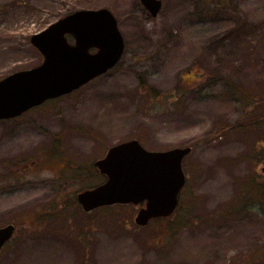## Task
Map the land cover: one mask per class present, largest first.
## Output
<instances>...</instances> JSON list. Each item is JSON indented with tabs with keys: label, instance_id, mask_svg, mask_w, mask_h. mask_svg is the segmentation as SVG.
Wrapping results in <instances>:
<instances>
[{
	"label": "rangeland",
	"instance_id": "1",
	"mask_svg": "<svg viewBox=\"0 0 264 264\" xmlns=\"http://www.w3.org/2000/svg\"><path fill=\"white\" fill-rule=\"evenodd\" d=\"M161 1L151 22L139 0H0V80L41 64L31 37L77 10H111L126 43L108 74L0 121V228L19 229L0 264H264V207L245 198L264 177V0ZM132 139L193 149L171 220L139 228L128 209L71 202L65 232L42 216L101 183L89 167Z\"/></svg>",
	"mask_w": 264,
	"mask_h": 264
},
{
	"label": "water",
	"instance_id": "2",
	"mask_svg": "<svg viewBox=\"0 0 264 264\" xmlns=\"http://www.w3.org/2000/svg\"><path fill=\"white\" fill-rule=\"evenodd\" d=\"M141 2L153 17L162 7L159 0ZM67 35L73 36L75 44L68 43ZM31 44L45 60L40 66L0 80V120L21 116L46 100L82 87L113 68L125 48L118 22L106 8L67 15L33 35ZM92 48L98 52L91 54ZM190 152V148L152 152L138 140L113 146L105 158L95 163L106 182L79 193L78 202L87 212L115 204L145 203L135 218L140 226L168 218L179 204L186 181L182 162ZM14 230L13 225L0 229V250Z\"/></svg>",
	"mask_w": 264,
	"mask_h": 264
},
{
	"label": "trees",
	"instance_id": "3",
	"mask_svg": "<svg viewBox=\"0 0 264 264\" xmlns=\"http://www.w3.org/2000/svg\"><path fill=\"white\" fill-rule=\"evenodd\" d=\"M242 32H243V28L241 26H239L235 32L232 33V36H239V35H242ZM232 68V66H231ZM138 78L140 79V84L142 87H147L146 85V80L144 79V77L141 75V74H137ZM154 91H156L157 94H155L156 97H159L161 96V92H157V90L154 89ZM263 121H264V116H263ZM249 124H252V121H249L248 122ZM248 123H243V125L241 127H245L248 125ZM240 127V128H241ZM239 128V127H238ZM92 176L96 177V178H100L98 173L96 172V170L93 168V167H89V178H91ZM248 181H247V184L248 185L249 183L253 184L254 185V188H255V191H251V190H248L247 193H245V198H246V202H248V204L252 203V202H255L256 200H259V203L258 204H254V207H257L258 205L261 206V207H264L263 204H262V199H263V192H262V189H263V186H264V177H263V184H254L255 181L249 179V178H246ZM72 203H75L76 205H79L76 198H74L73 200L72 199H67L65 200L64 202V208H62L61 210H59L58 214L65 218L66 220H68V218H66L64 215V211H65V208L67 206H71L70 204ZM123 207H116L114 209H122ZM113 209V210H114ZM261 211H264V209H261ZM93 213H90L89 215H93ZM85 241V239L87 238L86 236L85 237H82Z\"/></svg>",
	"mask_w": 264,
	"mask_h": 264
},
{
	"label": "flooded vegetation",
	"instance_id": "4",
	"mask_svg": "<svg viewBox=\"0 0 264 264\" xmlns=\"http://www.w3.org/2000/svg\"><path fill=\"white\" fill-rule=\"evenodd\" d=\"M42 216L44 218H46L47 220H49L50 221V224L56 222V220L58 218H59V220L64 221L66 223V231L65 232H67L69 229H71L70 228V219H69V217H68V220H66L65 218L61 217L59 214H57L56 212H54L52 210H49L48 212L47 211H44V213H43ZM8 225H14L15 226L14 234H13L12 238L1 249L0 256L4 252L5 248H7V246L15 240V236L17 235V232L19 231L18 225H17L16 222H10L9 224H7L5 226H8ZM5 226H3V227H5ZM22 235L25 236V233L23 232Z\"/></svg>",
	"mask_w": 264,
	"mask_h": 264
}]
</instances>
